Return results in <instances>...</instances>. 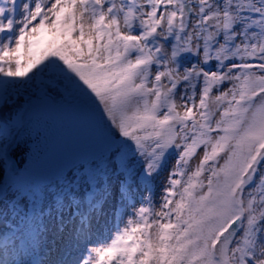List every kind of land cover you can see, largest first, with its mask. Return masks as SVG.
<instances>
[{
    "label": "snow or ice",
    "instance_id": "snow-or-ice-1",
    "mask_svg": "<svg viewBox=\"0 0 264 264\" xmlns=\"http://www.w3.org/2000/svg\"><path fill=\"white\" fill-rule=\"evenodd\" d=\"M0 264H264V0H0Z\"/></svg>",
    "mask_w": 264,
    "mask_h": 264
},
{
    "label": "water",
    "instance_id": "water-1",
    "mask_svg": "<svg viewBox=\"0 0 264 264\" xmlns=\"http://www.w3.org/2000/svg\"><path fill=\"white\" fill-rule=\"evenodd\" d=\"M40 123L47 130L55 148L43 173L34 170L32 175L27 176L30 179H43L53 174L59 165L71 162L79 155H86L93 148L91 129L86 127L81 117L71 109L44 114Z\"/></svg>",
    "mask_w": 264,
    "mask_h": 264
},
{
    "label": "bare ground",
    "instance_id": "bare-ground-1",
    "mask_svg": "<svg viewBox=\"0 0 264 264\" xmlns=\"http://www.w3.org/2000/svg\"><path fill=\"white\" fill-rule=\"evenodd\" d=\"M165 176L167 175V173L164 174ZM159 184V181L157 182ZM159 198V187H157V199ZM127 218V214H126V217Z\"/></svg>",
    "mask_w": 264,
    "mask_h": 264
},
{
    "label": "rangeland",
    "instance_id": "rangeland-1",
    "mask_svg": "<svg viewBox=\"0 0 264 264\" xmlns=\"http://www.w3.org/2000/svg\"><path fill=\"white\" fill-rule=\"evenodd\" d=\"M25 181L27 182V183H31L32 181H29V180H27V179H25Z\"/></svg>",
    "mask_w": 264,
    "mask_h": 264
}]
</instances>
